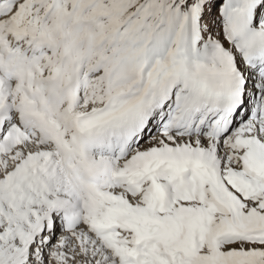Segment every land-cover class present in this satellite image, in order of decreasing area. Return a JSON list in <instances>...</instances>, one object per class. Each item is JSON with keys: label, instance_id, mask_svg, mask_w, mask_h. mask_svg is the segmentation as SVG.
Instances as JSON below:
<instances>
[{"label": "snow or ice", "instance_id": "obj_1", "mask_svg": "<svg viewBox=\"0 0 264 264\" xmlns=\"http://www.w3.org/2000/svg\"><path fill=\"white\" fill-rule=\"evenodd\" d=\"M0 264H264V0H0Z\"/></svg>", "mask_w": 264, "mask_h": 264}]
</instances>
